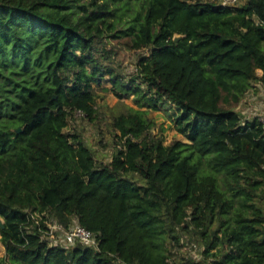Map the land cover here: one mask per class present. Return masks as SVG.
<instances>
[{"label": "trees", "instance_id": "obj_1", "mask_svg": "<svg viewBox=\"0 0 264 264\" xmlns=\"http://www.w3.org/2000/svg\"><path fill=\"white\" fill-rule=\"evenodd\" d=\"M98 1L77 16L68 0H0V234L9 256L0 264H200L180 255L186 239L204 247L207 264H264V127L236 110L264 81V0H137L122 43L147 53L128 78L100 60L110 51L96 39L100 26L116 31L130 0L120 9ZM106 76L109 91L138 107L114 117L109 162L65 132L78 111L94 118V85ZM150 109L165 110L188 142L152 135ZM45 211L65 225L77 216L100 234L101 250L48 247L26 227L30 212Z\"/></svg>", "mask_w": 264, "mask_h": 264}, {"label": "rangeland", "instance_id": "obj_2", "mask_svg": "<svg viewBox=\"0 0 264 264\" xmlns=\"http://www.w3.org/2000/svg\"><path fill=\"white\" fill-rule=\"evenodd\" d=\"M93 0H68L69 8L66 11H73L75 15L80 16L85 13L84 8L92 9L90 4ZM126 0H110V6L115 9H120L124 5ZM207 1V0H203ZM243 5L248 0H242ZM97 5L102 2L95 0ZM128 9L125 12L123 21L116 24V31L100 26V37H97V47L100 52L110 51V53L103 57L99 55L101 61L104 64L114 67L119 73L126 78L130 76H137V62L140 56L147 53V50H135L128 48L127 45L122 43L125 40V34L120 30L124 28L125 19H131L133 15H136L140 8V2L137 0H130ZM118 11H116L117 13ZM114 22V20H112ZM117 35H112V34ZM107 56V57H106ZM260 76L263 75L261 69L258 70ZM96 89V108L97 113L93 119L87 117L83 112H76L69 120V125L65 129L66 133H79L85 143L92 149L95 157L99 161L109 162L112 159L113 153L118 147V138L116 135H120L119 131H116L113 126L114 117L120 113L129 111L130 107L138 108L134 104L132 98H119L108 88L111 87V83L108 81V77L102 80L100 86L94 85ZM146 110V108H142ZM239 111L242 120H252L254 117L264 118V81L253 82L252 87L243 97L242 101L236 107ZM147 117L153 121L151 128V134L161 137L164 140V144L169 145L175 141L188 142L186 136L178 132L176 124L172 121L168 113L163 109H150ZM9 121L7 120L6 123ZM209 161L205 157L201 160V165L205 170L212 171ZM220 182L223 185V176L221 173H217ZM226 188V187H225ZM234 209L231 210L230 215L233 216L238 208V198L234 199ZM1 223L4 222L0 217ZM185 246L182 248L180 255L187 256L194 259L200 264H207V259L203 255L204 247L196 243L195 240H185ZM215 250V249H214ZM175 255H179L177 252ZM0 257L9 260L6 247L1 241L0 234Z\"/></svg>", "mask_w": 264, "mask_h": 264}, {"label": "built area", "instance_id": "obj_3", "mask_svg": "<svg viewBox=\"0 0 264 264\" xmlns=\"http://www.w3.org/2000/svg\"><path fill=\"white\" fill-rule=\"evenodd\" d=\"M223 7H241L242 0H210ZM257 22H260L259 20ZM81 112V111H80ZM264 127V118H259ZM27 232L36 229L41 241L48 247H61L66 250L78 246L90 247L100 251V234L83 226L77 216H73L68 225L57 221L47 211L30 212L27 218ZM120 264H130L118 259Z\"/></svg>", "mask_w": 264, "mask_h": 264}, {"label": "water", "instance_id": "obj_4", "mask_svg": "<svg viewBox=\"0 0 264 264\" xmlns=\"http://www.w3.org/2000/svg\"><path fill=\"white\" fill-rule=\"evenodd\" d=\"M21 130H22V129H21V128H19V129H17V132H21ZM0 224H1V221H0Z\"/></svg>", "mask_w": 264, "mask_h": 264}]
</instances>
